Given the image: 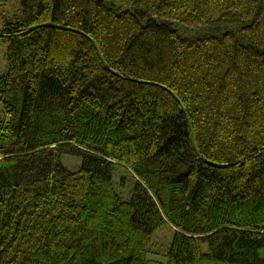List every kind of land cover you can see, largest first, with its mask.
Instances as JSON below:
<instances>
[{
	"label": "trees",
	"instance_id": "obj_1",
	"mask_svg": "<svg viewBox=\"0 0 264 264\" xmlns=\"http://www.w3.org/2000/svg\"><path fill=\"white\" fill-rule=\"evenodd\" d=\"M20 5L0 264H264V0Z\"/></svg>",
	"mask_w": 264,
	"mask_h": 264
},
{
	"label": "rangeland",
	"instance_id": "obj_2",
	"mask_svg": "<svg viewBox=\"0 0 264 264\" xmlns=\"http://www.w3.org/2000/svg\"><path fill=\"white\" fill-rule=\"evenodd\" d=\"M20 3L21 0H0V28L8 22H16L21 19L22 13ZM5 51L6 46L0 42V76L5 72ZM62 162L70 171H75L79 167L80 160L74 157L62 156ZM171 237L172 230L169 227H162L157 230L152 238L149 258L158 263H163V258L160 255L166 249Z\"/></svg>",
	"mask_w": 264,
	"mask_h": 264
}]
</instances>
